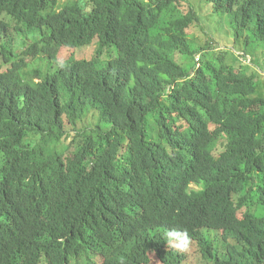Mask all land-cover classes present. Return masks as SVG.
<instances>
[{"label":"trees","instance_id":"1","mask_svg":"<svg viewBox=\"0 0 264 264\" xmlns=\"http://www.w3.org/2000/svg\"><path fill=\"white\" fill-rule=\"evenodd\" d=\"M207 4L264 51V0ZM200 22L189 0H0V264H264V82Z\"/></svg>","mask_w":264,"mask_h":264},{"label":"rangeland","instance_id":"2","mask_svg":"<svg viewBox=\"0 0 264 264\" xmlns=\"http://www.w3.org/2000/svg\"><path fill=\"white\" fill-rule=\"evenodd\" d=\"M189 2L201 21L199 28L193 29L191 33L192 38L196 39V45L201 48H209L216 54L225 51V47L231 48L235 56L244 65L258 72L261 76V81L264 82V51H250L251 58L245 56V39L236 40L235 33L229 26L228 18L214 16L211 13V7L207 4V0H189ZM206 54L211 55L212 53ZM98 121L99 119L95 112L89 113L84 119L86 125H95ZM194 259L193 255H189L186 264H198V259Z\"/></svg>","mask_w":264,"mask_h":264},{"label":"clouds","instance_id":"3","mask_svg":"<svg viewBox=\"0 0 264 264\" xmlns=\"http://www.w3.org/2000/svg\"><path fill=\"white\" fill-rule=\"evenodd\" d=\"M164 240L168 246H172L179 251H187L191 245V237L188 231L177 228L166 230Z\"/></svg>","mask_w":264,"mask_h":264}]
</instances>
